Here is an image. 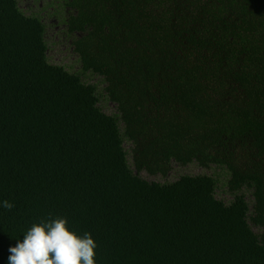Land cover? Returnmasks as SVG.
<instances>
[{
	"label": "trees",
	"instance_id": "1",
	"mask_svg": "<svg viewBox=\"0 0 264 264\" xmlns=\"http://www.w3.org/2000/svg\"><path fill=\"white\" fill-rule=\"evenodd\" d=\"M53 2L76 72L0 0V264L56 217L95 264H264V0Z\"/></svg>",
	"mask_w": 264,
	"mask_h": 264
},
{
	"label": "clouds",
	"instance_id": "2",
	"mask_svg": "<svg viewBox=\"0 0 264 264\" xmlns=\"http://www.w3.org/2000/svg\"><path fill=\"white\" fill-rule=\"evenodd\" d=\"M2 207L11 210L14 205L4 200ZM67 223L61 217L34 223L22 241L9 247L8 264H95L94 239L88 232L78 236Z\"/></svg>",
	"mask_w": 264,
	"mask_h": 264
},
{
	"label": "rangeland",
	"instance_id": "3",
	"mask_svg": "<svg viewBox=\"0 0 264 264\" xmlns=\"http://www.w3.org/2000/svg\"><path fill=\"white\" fill-rule=\"evenodd\" d=\"M21 9L29 13H40L44 18L47 30L46 40L48 44V59L49 62L57 66H66L71 68L73 72L80 69L78 58L73 52L72 40L73 38L67 37L64 33L63 24H61L56 18V10L53 5V0H18ZM52 4L53 6H48ZM44 8H47L44 10ZM30 9H32L30 11ZM99 79H93L92 83H99ZM103 87V86H101ZM114 112L112 105L108 106L107 113L111 114ZM201 174L203 171L190 167L188 169H176L174 174Z\"/></svg>",
	"mask_w": 264,
	"mask_h": 264
}]
</instances>
